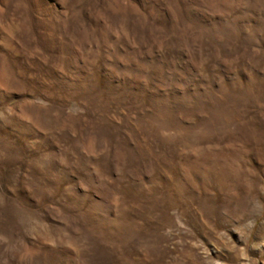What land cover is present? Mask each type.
I'll return each mask as SVG.
<instances>
[{
    "label": "rangeland",
    "instance_id": "1",
    "mask_svg": "<svg viewBox=\"0 0 264 264\" xmlns=\"http://www.w3.org/2000/svg\"><path fill=\"white\" fill-rule=\"evenodd\" d=\"M0 264H264V0H0Z\"/></svg>",
    "mask_w": 264,
    "mask_h": 264
}]
</instances>
